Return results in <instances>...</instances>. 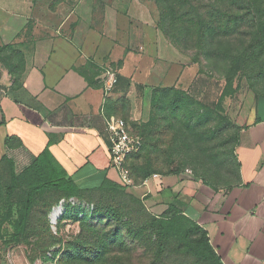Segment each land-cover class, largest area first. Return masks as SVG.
Instances as JSON below:
<instances>
[{
    "label": "rangeland",
    "instance_id": "rangeland-1",
    "mask_svg": "<svg viewBox=\"0 0 264 264\" xmlns=\"http://www.w3.org/2000/svg\"><path fill=\"white\" fill-rule=\"evenodd\" d=\"M131 1L134 0H0V4L9 2L14 11L25 8L26 13L33 14L37 10L42 16L49 15L50 11L59 12L51 18L52 23H58L65 18L60 11L62 7L70 12L63 6L67 3L69 8H76L75 17L69 22L79 27L76 31L79 35L102 18L112 26L118 14L127 13ZM137 1L148 9L151 21L149 26L135 20L130 22L134 26L133 40L136 37L142 40L141 30H145L149 39H162L174 51L176 60L190 63L191 69L187 77L165 91L166 86L154 84L150 78L144 79L142 72L131 68L142 61L139 46H133L136 55L126 65L109 64L100 70L93 63H87L83 72L91 81L104 85L106 69L117 76V82L105 96L104 112L123 119L129 127L135 124L130 132L141 137L142 147L129 156V168L135 179L152 172L166 175L180 171L195 181L227 187L234 182L236 172L233 150L238 128L248 117L264 121V28L258 30L259 26L246 37L233 38L232 53H227V57L219 54L206 60V56L201 55L196 63L192 59L196 48H191L190 44L186 48L182 43L174 46L162 33L160 24L164 25V19L156 1ZM201 2L212 3L213 0H194V3ZM79 3L92 6L93 12L78 6ZM197 8V5L187 6L180 12L196 13ZM89 12L94 14L93 22H85L81 17ZM198 27V24L188 27L186 34L192 36L191 40L197 35ZM244 39L245 45H241ZM210 43L216 46L212 39ZM206 47L207 41H204L201 52ZM11 56L15 61L20 59L17 53L12 52ZM156 65L157 72L164 73L166 64L156 62ZM6 187L0 190V264H109L90 263L92 248L78 249L75 242L81 239L85 225L96 222L103 225L111 218L119 220L106 229L108 236L119 230L118 240L125 248L116 255V264H152V261L153 264H214L201 244L200 232L187 216L174 213L179 207L171 198L164 206L151 208L145 198H139L129 189L126 192H84L81 198L93 202L97 211L92 221L80 223L73 213L58 222L57 218L54 222L51 220L50 213L47 220L30 214L16 233L27 188L20 179ZM44 198L39 196L34 203L40 206ZM113 210L117 214H112ZM35 213H39L38 208ZM38 220L43 223L39 224ZM155 221L169 223L168 238L163 244L150 229L144 231L145 235L141 233ZM138 223L140 229L136 227ZM140 240L158 242L160 249L156 246L151 249V244L149 250L137 247ZM104 258L112 260L109 253Z\"/></svg>",
    "mask_w": 264,
    "mask_h": 264
},
{
    "label": "crops",
    "instance_id": "crops-1",
    "mask_svg": "<svg viewBox=\"0 0 264 264\" xmlns=\"http://www.w3.org/2000/svg\"><path fill=\"white\" fill-rule=\"evenodd\" d=\"M130 4L112 26L102 18L79 35V27L69 22L76 8L67 3L63 6L70 12L62 7L65 18L58 23L51 18L59 12L42 16L37 10L30 14L25 8L14 11L9 2L0 4V179L9 175L10 163L18 174L48 148L79 185H97L105 175L118 182L104 129V85L84 74L87 63L100 70L126 65L136 55V45L146 63L131 68L154 84L173 86L191 69L190 63L176 60L162 39H149L145 30L142 40L136 37L134 42L130 22L149 26L151 17L137 0ZM78 6L93 12L88 4ZM90 12L81 16L85 22L92 21ZM156 62L166 64L161 75ZM234 157V182L224 188L186 173H157L158 179L129 190L151 208L164 206L169 198L175 201L182 214L206 231L223 264H264V121L248 117L241 123Z\"/></svg>",
    "mask_w": 264,
    "mask_h": 264
},
{
    "label": "trees",
    "instance_id": "trees-1",
    "mask_svg": "<svg viewBox=\"0 0 264 264\" xmlns=\"http://www.w3.org/2000/svg\"><path fill=\"white\" fill-rule=\"evenodd\" d=\"M155 1L159 5L160 16L164 19V25L160 24L162 33L170 39V42L174 46H179V43H182L186 48H188V44H190L191 48H196L197 51H195L192 56L193 61L196 63L200 61L201 55H205L206 60H209V57L211 56L218 57L219 54L223 57H227V53H232L230 45L233 38L246 37L247 35H250L251 30H254L259 26L260 28H258V30L264 28L262 27L264 26L262 25L264 24V0H213L212 3L201 2L200 4L194 3V0ZM195 5L198 6L196 13L180 12L181 8L184 9L187 6L194 7ZM196 24L199 26L198 33L193 36L194 39L191 40L192 36L187 35L186 32L189 26H194ZM204 29L205 31L203 33ZM257 33H259V31ZM208 38H210V42L211 39L215 41L216 46L212 45V43L209 44ZM204 41H207V47L203 52H201L200 49L204 44ZM241 45H245V39L241 40ZM170 89L171 86H166L165 91ZM130 127L132 129L135 128V124L132 123ZM130 127L128 126L129 130ZM236 139L237 133L235 142ZM128 159L127 165L129 167ZM153 173L154 172L144 174L139 179H135L132 172L131 175L135 184L138 185ZM180 173V171H177L169 174ZM16 179H20L27 188L24 207L15 229L16 233L20 231L30 214L31 217H34V214H36L37 219L45 220L48 216L47 214L58 205H62L63 210L58 215L56 222L59 220H65L69 217V215H71V213L74 214L76 220L80 223L92 221L97 214L95 204L81 198L82 193L104 192L107 190H121L126 192L129 189V187L122 185L119 180L118 182H115L109 179L106 175L99 184L94 186H83L77 184L73 176L69 175L67 171L54 159L48 148H45L33 159L32 163L28 167L18 174L14 172L13 164L10 163L9 175L5 179H0V190L7 188L6 186L8 185H12ZM203 183L213 186L205 181ZM42 195L45 196V198L43 204L39 206L37 203H34V201ZM52 197L55 198L52 200ZM37 208L39 213H35ZM115 212L116 211L113 210L111 213L117 214ZM174 213L184 215L179 208H175ZM118 220V218H111L103 225L101 222L90 223L85 225L82 229L81 239L75 242V246L78 249H81L82 247L85 249L92 248V260L90 263L110 262L109 264H116V255L125 251V248L118 240V236L120 234L119 230H116L115 234L112 233V236H108V232L106 231L112 222L117 224ZM42 223L43 220L42 222L39 221V224ZM193 223L195 228L200 232L201 244L208 252L211 260L214 264H223L220 257L210 245L206 231L195 222ZM136 227L137 229H140L139 223ZM168 227L169 223L163 224L162 222L155 221L153 223H149L147 227L141 231V233H143L142 235H145L144 231L150 229L152 235H154L155 238L163 244L166 238H168ZM140 241L141 242L136 246L144 247L145 250H149V245L151 243H143L142 240ZM155 246L160 249L158 242H152L151 249ZM106 253L111 255V261L104 258ZM146 255L149 256V254ZM153 263L154 262L152 261V264Z\"/></svg>",
    "mask_w": 264,
    "mask_h": 264
},
{
    "label": "built area",
    "instance_id": "built-area-1",
    "mask_svg": "<svg viewBox=\"0 0 264 264\" xmlns=\"http://www.w3.org/2000/svg\"><path fill=\"white\" fill-rule=\"evenodd\" d=\"M106 79L103 90L107 94L115 85L117 78L115 72L106 69ZM105 132L108 140L109 159L112 168L117 172L119 182L129 188L138 185H147L149 179H158L159 175L153 173L145 178L140 184H135L131 171L127 165V159L130 154L140 150L142 145L141 138L130 132L126 122L113 115L104 118Z\"/></svg>",
    "mask_w": 264,
    "mask_h": 264
},
{
    "label": "bare ground",
    "instance_id": "bare-ground-1",
    "mask_svg": "<svg viewBox=\"0 0 264 264\" xmlns=\"http://www.w3.org/2000/svg\"><path fill=\"white\" fill-rule=\"evenodd\" d=\"M63 210V206L62 205H58L54 208L53 213H51L50 217L51 220L54 222L55 219L57 218V216L62 212Z\"/></svg>",
    "mask_w": 264,
    "mask_h": 264
},
{
    "label": "water",
    "instance_id": "water-1",
    "mask_svg": "<svg viewBox=\"0 0 264 264\" xmlns=\"http://www.w3.org/2000/svg\"><path fill=\"white\" fill-rule=\"evenodd\" d=\"M53 210H54V209H52V211L50 212V215H51V213H53Z\"/></svg>",
    "mask_w": 264,
    "mask_h": 264
}]
</instances>
